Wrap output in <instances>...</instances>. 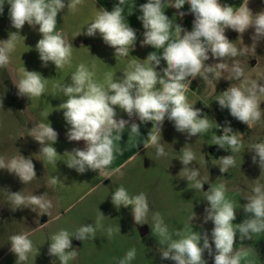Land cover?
<instances>
[{"label":"clouds","instance_id":"obj_1","mask_svg":"<svg viewBox=\"0 0 264 264\" xmlns=\"http://www.w3.org/2000/svg\"><path fill=\"white\" fill-rule=\"evenodd\" d=\"M82 2L83 0H67L65 4L64 0H0V14H3L4 5L7 3L11 26L17 30L9 33L7 40L0 41V67H5L10 62V54L15 50L17 41L25 39L19 34V30L26 23L32 28L38 26L42 38L36 43L35 49L43 66L46 67L49 62H52L56 69L71 66L73 45L67 41L62 31L57 30V16L65 7L68 11H75ZM124 2L125 0H119L111 11L101 7L92 21L86 25L87 30L83 33L88 37H94L99 33L103 42L115 49V58L127 57L137 40L136 30L124 23L121 7ZM164 3L165 0H147L139 6L141 15L138 17L144 29L141 46H151L155 50L163 49L160 54L154 51L146 59L137 58L129 64L121 78H113L112 74H107L103 83L96 81L94 70L81 63L71 74L69 84L58 85L62 95L67 98L58 106L66 123L70 125L67 138L69 141H83L85 145L82 149L74 148L71 152L64 153L69 157L66 161L67 166L78 173L83 174L92 170L98 171L99 175H105V178H110L111 173H107L106 169L115 158L114 133L119 134L121 139L123 129L129 126V120L116 119L117 108L129 118L137 117L142 124L152 123V129L143 146L146 149L156 146L157 156H164L166 153L159 140L165 118L174 123L178 132L187 133L189 137L206 133L210 128L208 117L205 115L200 118L201 110L187 100L186 90L193 80L197 77L206 81L220 79L221 73L217 69L224 70L229 67L224 62L226 58H233L230 69L232 77L247 79L244 70L234 58L245 55L248 47L238 49L225 32L226 29H232L243 34L250 27L254 28L252 39L255 47V43L264 38V11L253 14L248 7L249 0L235 10L233 6L222 4L220 0H174L168 7L180 10L187 4L188 12L194 16V20L191 31L177 24L173 39L172 22L165 14ZM178 15L183 17L186 13L178 11ZM81 34L82 32H79L75 37ZM209 54L211 58L220 62L207 64ZM161 60L166 62V67L157 71ZM20 72L21 78L18 84H15L18 94L42 97L46 91L47 79L39 72L26 70L25 66ZM258 93L264 94V84L254 81L249 87L230 86L216 101L221 109H228L232 117L251 129L253 123L259 121L264 112L260 107ZM2 106L3 101L0 100V107ZM139 129V124L135 122L130 124L131 133L140 134ZM237 133L240 132H233L231 126L224 127L223 135L215 136L214 145L224 150L230 149L232 153L240 151L242 141ZM29 136L41 145L40 154L49 163L56 164L60 155L52 145L57 142L58 133L51 124L40 123L31 128ZM48 141H51V144H48ZM252 152L255 153L252 156L253 164L258 163L260 169H264V142L253 145ZM194 159L195 154L186 150L180 161L187 166ZM219 161L221 173H226L230 167L235 166L233 155L223 156ZM0 169L14 173L23 184L36 179L32 159L22 155L14 156L7 161L0 157ZM116 171L119 172L120 169ZM198 177L199 170L196 169L190 170L183 178H186L188 183L193 182L194 189L202 190L204 182ZM50 182L55 185L61 181L53 177ZM262 189L264 186L257 184L252 189L253 195L245 197L247 203L243 205V210L251 215L239 224L233 223L236 219V209L226 197L227 189L224 184L204 191L205 200L210 205L205 209L204 219L205 222L211 221L214 225L211 230V243L207 232L201 234L193 230L187 235H182L181 230H178L176 232L178 238L173 239L160 214L155 213L154 230L167 241L166 249L161 252V259H170L175 264H207L204 259L205 250L209 255H213L214 244V264H241L247 257V252L234 250L236 234L239 233L240 239L244 240L252 239L254 234L264 232ZM8 194L10 202L15 206L13 210L30 207L35 212L39 209L38 214L48 215L52 207L46 194L25 196L21 191ZM111 202L117 209L121 206H131L135 223L143 225L141 221L145 220L149 212L145 193L130 196L128 191L120 186L113 192ZM100 216L104 215L100 212ZM100 226L98 219L95 227L93 224H85L75 233L65 229L59 230L49 237L51 243L48 254L56 257L60 264H69V261L75 260L78 256V250L72 248L71 238L75 237L82 241L94 240L96 229ZM108 235L109 237L112 235L111 228L108 229ZM9 241L10 251L17 257L15 264H26L29 255L34 251L33 242L28 234L11 235ZM35 252L37 256L39 249L36 248ZM135 258L136 249L132 248L119 259L118 264H131Z\"/></svg>","mask_w":264,"mask_h":264},{"label":"rangeland","instance_id":"obj_2","mask_svg":"<svg viewBox=\"0 0 264 264\" xmlns=\"http://www.w3.org/2000/svg\"><path fill=\"white\" fill-rule=\"evenodd\" d=\"M168 1L174 3V0ZM220 2L233 6L235 10L246 0ZM248 7L253 14L264 11V0H249ZM164 8L165 14L171 20L179 23L183 29L191 31L194 16L188 12L189 5L185 4L180 10L173 8L175 14L168 5ZM8 9L9 5L5 3L3 14H0L1 21L3 18H9ZM178 11H183L186 15L180 17ZM1 21L0 26L3 24ZM254 33L255 29L251 27L243 34L232 29H226L225 32L238 49L248 47L245 55L234 58L244 70L246 80L232 77L230 69L233 58H226L224 62L229 67L224 70L217 69L221 73L220 79L206 81L197 77L186 90L187 100L191 105H202L203 114L200 118L206 115L209 119L210 128L206 133L189 137L187 133L178 132L174 123L165 118L161 126L159 144L164 147L166 155L158 157L156 146H150L148 149L143 145L134 147L127 152V157L131 154L132 156L116 168L120 169L119 172L115 167L114 170L108 168L106 172L111 173L110 178L103 177L99 182L96 172L88 170L76 190L74 182L68 185L71 191L69 197L61 194L58 183L53 185L50 182L53 177L59 176L69 158L68 155H60L57 151L60 156L57 157L54 168L50 167L51 171L48 169L44 156L40 154L41 145L29 136L31 126L36 125V120L24 115V97L18 94L15 86L18 81L14 68L11 64L0 67V100L3 101V106L0 107V157L6 161L19 155L31 158L36 172V179L23 184L14 173L0 169V264H15L17 257L10 251L9 237L19 233H27L34 245V251L29 255L26 264H60L56 257L48 254L51 243L49 237L61 229L75 233L85 224H93L95 227L98 219L101 226L97 227L94 240L71 238L72 248L78 250V256L69 261V264H118L119 259L132 248L136 249V258L131 264H175L170 259H161V252L166 249L167 241L154 230V214H160L173 239L178 238V230H181L182 235L190 234L193 230L201 234L207 232L211 243V230L214 225L204 219L205 209L210 206L205 200L204 191L220 184L226 186V197L236 209V219L233 223L239 224L249 218L251 214L243 210V205L247 203L245 197L253 195L252 189L257 184L264 186V169L261 170L258 163L252 162V156L255 154L252 152L253 145L264 142V112L261 119L254 122L250 129L232 117L228 109H221L216 100L230 86L249 87L254 81L264 84V38L256 42L254 47ZM162 51L163 49H159L158 54ZM209 55L207 64L220 62ZM35 60L37 61L36 58ZM258 99L261 101V109L264 110V94L258 93ZM227 126H231L233 132H240L237 134L241 136L242 147L238 152L232 153L230 149L224 150L214 145L215 136L223 135V128ZM54 146L58 144L55 143ZM186 150L192 151L195 159L184 166L180 160ZM64 152L70 151L64 149ZM229 155H233L235 166L230 167L226 173H221L219 159ZM196 169L199 170L198 179L204 182L202 190L194 189L193 182L188 183L187 179L183 178L190 170ZM120 186H123L130 196L146 194L149 212L145 220L141 221L143 225L135 223L131 206H121L117 209L112 204L111 196ZM20 191L25 196L46 194L52 205L48 215L38 214L39 209L35 212L30 207L13 210L15 206L10 202L8 193ZM194 215L195 219L192 220ZM141 227H147L148 231L142 234ZM109 228L112 229L110 237ZM212 247L213 255H209L207 250L204 253L207 264H214V244ZM36 248L39 249L37 256ZM238 249L247 252V257L241 264H264V232L244 240H241L240 234L237 233L234 250Z\"/></svg>","mask_w":264,"mask_h":264},{"label":"crops","instance_id":"obj_3","mask_svg":"<svg viewBox=\"0 0 264 264\" xmlns=\"http://www.w3.org/2000/svg\"><path fill=\"white\" fill-rule=\"evenodd\" d=\"M64 2L67 4V0H64ZM146 2L147 0H125L124 4L121 5L123 8L122 16L124 17V23L129 24L130 27L134 28L137 35L135 46L132 51L130 49V54L127 57L115 58V49L106 45L99 33L94 37H88L83 34L87 30L86 25L92 21L101 7L111 11L113 7L119 3V0H83L82 4H80L75 11H68L67 7H65V9L58 14L57 30L62 31L65 34L67 41L73 45L71 66L56 69L52 62H49L46 67L43 66L42 61L39 59V53L35 49L36 43L42 38L41 34L38 32V26L32 28L26 23L24 27L19 30V34L25 39L21 38L17 41L15 50L10 54V62L8 63L14 68L17 81L19 82L21 78L20 70L24 66L26 70L39 72L43 78L47 79L46 91L42 97L23 96L26 109L24 115H26L27 118L33 117L36 120V125L31 126L32 128L40 123L47 124L49 122L51 124L59 136L56 142L58 146H54V144L52 146L59 151L60 155H64V149H69L71 152L74 148L82 149L85 145L83 141H69L67 138V131L69 130L70 125L66 123L63 117V112L58 109L59 104L65 102L67 98L62 95L58 85L63 83L69 84L71 82V74L75 72L76 67L81 63L86 64L91 70H94L96 81L103 83L107 74H112L113 78H121L123 72L128 69L129 64L137 58L141 60L146 59L147 56L154 51L158 54L159 49L155 50L151 46H141L144 39V29L142 22L138 19L141 15L139 6ZM165 2L164 7L170 3L168 0H165ZM171 10L173 14H175L174 9L171 8ZM1 22H3V24L0 26V41H4L9 38V33L16 32L17 30L11 26L9 18H3ZM171 22V37L174 39L177 23L173 20H171ZM79 32H82V34L75 37ZM25 55L28 56L26 57ZM163 67H166V63L161 60V64L158 66L157 71ZM15 100L17 101V98H15ZM116 111V119L119 120L122 118L129 120V126L123 129L121 139L119 138V134L114 133V136L116 137L114 139L115 158L112 164L108 167L112 170L123 165L125 161L132 156L131 154L127 157L128 151L134 147H142L145 139H147L146 136L152 129L151 122L142 124L137 117L134 116L129 118L127 114L119 108H117ZM132 122L140 125V134L131 133L130 124ZM48 144H51V141ZM118 147L119 149H117ZM44 160L48 169L51 171V168H54L55 164L49 163L46 159ZM63 161L61 159V162ZM108 168L106 170H108ZM95 172L97 177L99 176L97 180L100 182L105 176L103 174L99 175L98 171ZM85 174L86 172L83 174L78 173L75 169H71L65 164V167L60 171L59 176H55L61 181L58 182L57 185L61 194L65 197H69L71 191L69 190L68 185L70 186V183L74 182L76 190L79 182L84 179Z\"/></svg>","mask_w":264,"mask_h":264},{"label":"water","instance_id":"obj_4","mask_svg":"<svg viewBox=\"0 0 264 264\" xmlns=\"http://www.w3.org/2000/svg\"><path fill=\"white\" fill-rule=\"evenodd\" d=\"M195 108L200 109L201 110V115L203 114V107H202V105H199V106H197ZM140 230H141V233L142 234H145L148 231V228L147 227H141Z\"/></svg>","mask_w":264,"mask_h":264}]
</instances>
